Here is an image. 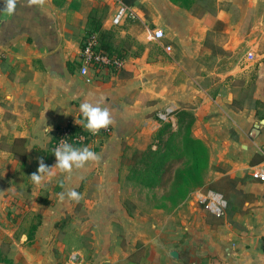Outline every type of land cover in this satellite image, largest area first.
Returning <instances> with one entry per match:
<instances>
[{
	"label": "crops",
	"instance_id": "crops-1",
	"mask_svg": "<svg viewBox=\"0 0 264 264\" xmlns=\"http://www.w3.org/2000/svg\"><path fill=\"white\" fill-rule=\"evenodd\" d=\"M119 2L18 0L8 15L0 0V264L60 262L57 224L75 207L57 194L71 190L81 194L86 221L77 228L87 227L92 252L73 251L62 264H264V182L251 176L264 166V0L203 2L196 7L203 15L169 0H134L136 20L113 26ZM93 26L109 34L106 46L125 66L87 82L80 49ZM155 30L161 40L152 38ZM100 97L114 121L96 151L101 160L70 176L54 170L44 186L34 185L29 178L40 159L56 164V134L76 125L82 101ZM168 106L176 110L172 130L179 113L193 116L191 136L208 150L204 186L227 199L224 217L205 213L196 191L166 211L128 213L121 203V156L155 148L162 125L155 113ZM14 140H23V160L11 153ZM91 177L95 186L87 191ZM57 182L59 190H50Z\"/></svg>",
	"mask_w": 264,
	"mask_h": 264
},
{
	"label": "trees",
	"instance_id": "trees-1",
	"mask_svg": "<svg viewBox=\"0 0 264 264\" xmlns=\"http://www.w3.org/2000/svg\"><path fill=\"white\" fill-rule=\"evenodd\" d=\"M123 3L130 5L134 0H122ZM172 4L179 6L191 12V14L203 15L204 10L197 11L196 6L198 2H212L214 0H169ZM96 33L98 36L99 49L113 54L106 46V41L109 38L107 32L101 31L98 27L93 26L87 31V34ZM105 42V45H104ZM116 55V54H115ZM118 57H121L117 55ZM122 58V57H121ZM188 118V123L185 126L184 138L179 142H175V132L180 128L182 121ZM194 122V118L191 114L183 111L177 115V127L172 130L169 124H162L157 134L155 135V148L152 146L147 149L132 150L131 155L126 158L125 151L120 159V169L122 166H126L128 170L127 180L133 182L145 189H153L159 183V179L164 175L168 176L167 182L169 187L165 194V198L171 201V207H175L179 202L183 201L191 192L199 189L217 190L215 185L204 186V175L208 168V150L205 145L191 136V127ZM70 138L76 137L80 134L87 136V133L78 124L69 125ZM56 137L53 139L55 140ZM93 141V138H88L83 144L72 143L74 147L83 148L89 146ZM52 143V141H51ZM50 153L54 157L51 150ZM23 144V140H14L11 153L15 158L23 160L26 155V151L22 150L19 145ZM103 144L101 139H98L97 146L92 150L95 152ZM184 157L188 158L185 168H181L180 163ZM55 158V157H54ZM56 159V158H55ZM119 184L122 185L121 175L119 174ZM218 192V191H217ZM125 210L130 213V210L124 206ZM41 212L36 216L37 224L32 226V231L36 226L40 224ZM29 239L32 237V233H29ZM2 261V259L0 258ZM2 264H13L7 261V258Z\"/></svg>",
	"mask_w": 264,
	"mask_h": 264
},
{
	"label": "built area",
	"instance_id": "built-area-1",
	"mask_svg": "<svg viewBox=\"0 0 264 264\" xmlns=\"http://www.w3.org/2000/svg\"><path fill=\"white\" fill-rule=\"evenodd\" d=\"M137 14L133 8L127 4L119 2L116 8V11L111 19V24L113 26H118L125 19L136 20ZM152 38L155 40H161L163 38V33L160 30H155L152 33ZM98 36L96 33L87 34L81 44L80 49V69L79 73L87 77L86 81L90 82L92 79H98L104 74L114 75L119 73L125 66V60L121 57H118L115 54H109L101 49H99ZM169 50V48H167ZM249 62H253L255 56L253 53L247 55ZM92 73V76L88 74ZM175 115L176 110L171 107H164L159 109L155 113L156 120L161 124H169L170 126L175 125ZM82 117H79V120ZM78 125H80L78 123ZM82 129L87 133V136L80 134L76 137L70 138V129L69 125L61 129L56 134V139L51 143V150L54 152V149L58 146L61 140H67L68 143H79L83 144L88 138H93V141L101 139L104 141L111 132L110 126L107 129H102L98 135H92L89 131L83 128ZM90 145V144H89ZM54 155V154H53ZM55 157V156H54ZM251 176L254 179H257L261 182H264V166L255 167L251 172ZM197 199L200 205L202 206L205 213L212 217L221 218L224 217L226 209L228 206L227 199L225 196L217 191L210 189H199L196 190ZM263 249H264V240H263ZM77 255H72L70 261L75 263L77 259L71 260V258Z\"/></svg>",
	"mask_w": 264,
	"mask_h": 264
},
{
	"label": "rangeland",
	"instance_id": "rangeland-1",
	"mask_svg": "<svg viewBox=\"0 0 264 264\" xmlns=\"http://www.w3.org/2000/svg\"><path fill=\"white\" fill-rule=\"evenodd\" d=\"M196 7H199L198 9H203L205 6L202 2L199 3ZM260 47L264 49V40L262 41L261 45L258 46L259 49ZM188 121V118H185L180 124V128L175 132L176 143L179 142L182 138H184L185 126ZM130 155L131 151H125L126 158ZM51 157L53 158L52 155ZM187 162L188 158L184 157L179 167L185 168ZM38 166L32 169V172H37ZM25 171H27V169H25ZM29 172H31V169L30 171H28V173ZM120 175L122 179L121 203L123 204V206H126L130 210V212H132L135 208H139L140 211H143L145 213L150 212L154 209L166 211L171 210L173 208L171 207V201L165 198L167 188L169 187V182H167V175L161 177L159 179V183L153 189L141 188L137 184L128 181L126 179L128 176V170L125 165L122 166V168L120 169ZM90 179L91 182L87 185V191H92L95 186L94 179L92 177ZM60 186L61 182H57V184L52 187V189L50 188V190L58 191ZM80 203L81 199L78 202L74 201L75 214L67 215L57 224L58 234L55 240H59L61 242L62 253L55 246L53 247V249L56 252V255H58L57 258L60 260L58 264H62L65 258H67V255L73 251H84L85 253H87V255L88 253L92 252L90 233L87 230V227L82 230L77 228L79 226L81 227L86 221V218L83 217L85 213L84 207L83 204ZM2 251L3 253H6V257H8L12 249L6 244L2 248ZM7 261L11 262V260L9 259H7Z\"/></svg>",
	"mask_w": 264,
	"mask_h": 264
},
{
	"label": "clouds",
	"instance_id": "clouds-1",
	"mask_svg": "<svg viewBox=\"0 0 264 264\" xmlns=\"http://www.w3.org/2000/svg\"><path fill=\"white\" fill-rule=\"evenodd\" d=\"M18 0H4L3 12L8 15H12L17 6ZM28 5H43L45 0H27ZM82 119L75 120L76 124H80L89 131L92 135H98L100 130L107 129L114 123L111 116L110 108L105 103L103 97L96 99L93 102L88 100L82 101L79 106ZM51 128L45 129L47 132H51ZM56 158V164L52 167L46 165L43 159L38 161V169L36 173L30 176V181L37 187L44 186V182L47 178L52 177L54 170H59L62 174H72L74 169H81L90 162H99L101 156L97 154L90 146L83 148L74 147L68 143L67 140H61L58 146L53 152ZM60 201L67 198L74 201H79L82 197L81 194L75 190H71L65 193L57 194Z\"/></svg>",
	"mask_w": 264,
	"mask_h": 264
},
{
	"label": "water",
	"instance_id": "water-1",
	"mask_svg": "<svg viewBox=\"0 0 264 264\" xmlns=\"http://www.w3.org/2000/svg\"><path fill=\"white\" fill-rule=\"evenodd\" d=\"M171 256H172L173 258H177V253H176V252H172V253H171ZM75 259H77V256H75L74 258H73V257L71 258V260H75Z\"/></svg>",
	"mask_w": 264,
	"mask_h": 264
}]
</instances>
